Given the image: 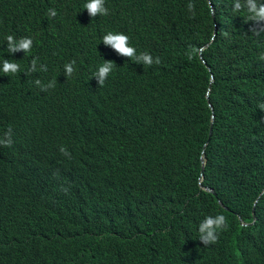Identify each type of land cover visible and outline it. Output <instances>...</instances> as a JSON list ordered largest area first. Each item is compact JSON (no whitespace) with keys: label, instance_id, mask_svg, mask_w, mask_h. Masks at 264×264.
I'll return each instance as SVG.
<instances>
[{"label":"trees","instance_id":"obj_1","mask_svg":"<svg viewBox=\"0 0 264 264\" xmlns=\"http://www.w3.org/2000/svg\"><path fill=\"white\" fill-rule=\"evenodd\" d=\"M236 1L104 0L93 18L88 0H0V70L25 58L9 35L32 37L42 70L0 77V264H264V22Z\"/></svg>","mask_w":264,"mask_h":264},{"label":"clouds","instance_id":"obj_2","mask_svg":"<svg viewBox=\"0 0 264 264\" xmlns=\"http://www.w3.org/2000/svg\"><path fill=\"white\" fill-rule=\"evenodd\" d=\"M245 2H246V7L249 13H251V19H253L257 23L264 22V4H261L258 6L256 3V0H237L236 3L234 4L235 9L239 10L242 7V4ZM210 5L212 8V14L214 13L213 19L215 20V11L213 9L211 2H210ZM84 8L88 9L90 16L93 18L96 17L97 13H99L100 15L108 14V10L104 7V0H88V3L84 5ZM188 9L192 11L194 9V5L189 3ZM49 15L55 16L56 15L55 10H50ZM13 36L9 35L8 37H6V45L8 42L7 51L15 52L17 50L23 49L24 52L26 53L25 58L24 60L20 59V60H16L15 62H10L9 60H3L1 62L2 69L0 70V77L10 78L13 76H19L21 74L38 77V75L40 74V71H42L38 58H34V60L32 61V65L30 66H29V61H28V57H30V54L32 55V51L34 48V40L32 39V37H29V36H14L18 41L17 43ZM103 41L106 44L112 45L120 54L130 57L131 59L135 61H142L144 65H152L154 62L156 64L160 63V59L158 57L156 58L155 61H153V58L151 57V55L147 53H142L141 55L137 56L135 48L129 46L128 44L129 37L123 33L113 34L112 32H109L107 35L103 37ZM206 47H208V45H206L204 48ZM204 48H202L201 51ZM189 58H191V56ZM201 58H202V54H201ZM72 63H74V61L65 65L68 76H70L73 72ZM112 67L113 65L111 61H105L103 65L99 64L94 69L91 75V78H90L94 87L101 88L104 86V83L107 79L108 74L112 70ZM212 81H213V78H212ZM38 82L39 81H37V83ZM261 107H264V105H262ZM213 120L215 121L214 113L212 115L211 124ZM210 128H211V125H210ZM11 136H12V130H11V127H9V129L4 133L5 138L0 139V145H1L0 149L1 150L11 147L13 145L14 141L11 139ZM60 152L63 155L69 156V158H71L70 153L63 146L60 148ZM203 158L206 163L205 157H202V159ZM204 168H205V165H204ZM204 168L202 170V175L204 172ZM202 182H203V178L200 181L201 188H203L206 192L213 194L212 192L208 191L210 188L203 186ZM221 203L222 202L219 200L220 205ZM253 215H254V221H255L256 218H255L254 210H253ZM243 224H246V223H243ZM249 225L250 224H247L244 226H249ZM227 228H228V223L224 215L220 214L215 217L208 216L200 223L199 227H197V231L193 239V243L199 248H206L208 244L217 242L218 231L226 230Z\"/></svg>","mask_w":264,"mask_h":264},{"label":"water","instance_id":"obj_3","mask_svg":"<svg viewBox=\"0 0 264 264\" xmlns=\"http://www.w3.org/2000/svg\"><path fill=\"white\" fill-rule=\"evenodd\" d=\"M214 14V13H213ZM214 118V117H213ZM213 124H214V120L212 121V124H211V128H210V136H209V138H211V136H212V129H213ZM202 170H203V168H204V165H205V160H204V158L202 159ZM206 190H208V189H206ZM208 191H210V192H212L215 196H216V193L213 191V190H208ZM221 205H222V203H221ZM243 225H247V224H243Z\"/></svg>","mask_w":264,"mask_h":264},{"label":"bare ground","instance_id":"obj_4","mask_svg":"<svg viewBox=\"0 0 264 264\" xmlns=\"http://www.w3.org/2000/svg\"><path fill=\"white\" fill-rule=\"evenodd\" d=\"M122 229V228H121ZM116 230V229H115Z\"/></svg>","mask_w":264,"mask_h":264}]
</instances>
